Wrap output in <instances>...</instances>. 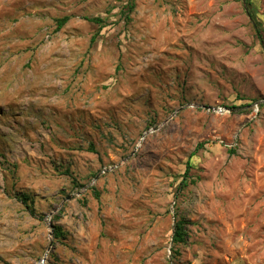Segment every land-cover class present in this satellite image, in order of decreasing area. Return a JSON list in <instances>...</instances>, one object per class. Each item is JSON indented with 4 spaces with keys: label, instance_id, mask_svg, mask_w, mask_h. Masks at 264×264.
Listing matches in <instances>:
<instances>
[{
    "label": "rangeland",
    "instance_id": "rangeland-1",
    "mask_svg": "<svg viewBox=\"0 0 264 264\" xmlns=\"http://www.w3.org/2000/svg\"><path fill=\"white\" fill-rule=\"evenodd\" d=\"M250 1L0 0V264H264Z\"/></svg>",
    "mask_w": 264,
    "mask_h": 264
},
{
    "label": "trees",
    "instance_id": "trees-1",
    "mask_svg": "<svg viewBox=\"0 0 264 264\" xmlns=\"http://www.w3.org/2000/svg\"><path fill=\"white\" fill-rule=\"evenodd\" d=\"M247 3V7L249 9V6L251 5V1L250 0H246ZM134 8V4H131L130 10H132ZM250 12V10H249ZM250 16L252 17V19L254 20V26L255 28H257L258 33L261 34V28H259V23L257 22V20L255 19V17L253 16V14L250 12ZM68 17H64L60 20H58V25H57V29H61L68 21ZM89 21L94 22V23H100L101 20L99 18H92ZM263 31V30H262ZM96 40V37H92L91 39V44H93ZM263 106V105H260ZM233 108H236L235 106ZM203 147V144H199L196 148V150L192 153V155L190 156V158L188 159V161L186 162V167H185V172L183 175V179L187 178L190 175L191 169H193V164H192V157L195 155V153L201 149ZM184 187H186L187 184H184ZM23 199L24 201H26L28 199L27 196L23 195ZM64 235V232L62 230V228L60 226H56L54 227V236L56 239H60L62 238ZM187 230H186V221L185 219H180L176 222L175 227H174V233H173V237H172V242L174 244V246H177L179 244H184L187 240ZM175 251V250H174ZM177 252V250H176Z\"/></svg>",
    "mask_w": 264,
    "mask_h": 264
},
{
    "label": "built area",
    "instance_id": "built-area-1",
    "mask_svg": "<svg viewBox=\"0 0 264 264\" xmlns=\"http://www.w3.org/2000/svg\"><path fill=\"white\" fill-rule=\"evenodd\" d=\"M256 110H258V107L256 108Z\"/></svg>",
    "mask_w": 264,
    "mask_h": 264
},
{
    "label": "water",
    "instance_id": "water-1",
    "mask_svg": "<svg viewBox=\"0 0 264 264\" xmlns=\"http://www.w3.org/2000/svg\"><path fill=\"white\" fill-rule=\"evenodd\" d=\"M258 105V104H257ZM51 246V245H50Z\"/></svg>",
    "mask_w": 264,
    "mask_h": 264
}]
</instances>
